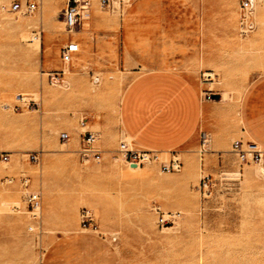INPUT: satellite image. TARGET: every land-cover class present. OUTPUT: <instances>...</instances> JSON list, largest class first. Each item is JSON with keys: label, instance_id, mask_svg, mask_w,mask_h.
Segmentation results:
<instances>
[{"label": "rangeland", "instance_id": "rangeland-1", "mask_svg": "<svg viewBox=\"0 0 264 264\" xmlns=\"http://www.w3.org/2000/svg\"><path fill=\"white\" fill-rule=\"evenodd\" d=\"M87 1L89 19L74 31H80L90 49L85 61L74 58L69 64L71 74L60 60L61 49L69 42L60 37L67 33L61 17L67 0H0V19L36 22L25 30L12 27L0 32V98L12 93L7 107H0V152H8L10 159L12 150H19L23 166L9 174L8 161L0 157V195L18 194L9 211H0V264H264V176L259 172L264 153L259 164H239L231 152L233 141L251 142L241 130L239 105L253 79L264 72L262 19L249 14L253 29L243 35L240 0H110L109 8L101 6L100 0ZM14 2L21 4L19 12L9 11ZM32 2L36 10L26 13L25 5ZM257 6H264V0ZM127 7L128 45L138 49L147 45L156 50L165 41L188 42V32L174 31L169 24L193 18L201 46L196 48L197 60L186 61L182 71L195 77L205 99L207 93L220 95L219 100L209 99L218 121L214 131L207 132L208 143L174 150L183 163L179 172L161 171L158 161L145 163L142 171L133 173L125 169L127 164L117 153L119 142L129 143L119 115L122 93L136 75L148 69L133 62L138 73L128 68L127 74L120 66V19ZM41 13L44 20H40ZM25 33L40 40L36 56L29 50L33 41L20 40ZM54 51L58 65L47 66ZM59 71L63 82L52 85L46 73ZM25 74L31 82L27 88L22 87ZM92 88L95 93L90 92ZM46 92L49 96L41 99ZM21 96L24 102L18 100ZM15 105L20 108L13 109ZM23 114L34 124L24 128L8 123ZM74 128L78 141L71 151L63 143ZM85 131L97 134L100 162L79 159ZM36 151L40 152L37 164L27 159ZM170 153L158 155L159 160L167 162ZM113 165L122 167L119 174L109 171ZM147 167L153 168L150 175L145 173ZM201 168L205 173L200 175ZM245 169L258 171L255 180L233 176ZM22 178L29 180L26 187ZM29 191L41 193V206L50 204L47 223L41 207L38 224L32 220L24 201ZM78 195L83 202L67 225L63 207ZM141 201L146 204L144 212L136 207ZM83 208L92 211L96 230L80 226ZM155 208L177 217L161 226Z\"/></svg>", "mask_w": 264, "mask_h": 264}, {"label": "crops", "instance_id": "crops-1", "mask_svg": "<svg viewBox=\"0 0 264 264\" xmlns=\"http://www.w3.org/2000/svg\"><path fill=\"white\" fill-rule=\"evenodd\" d=\"M88 19L89 14L85 20ZM191 19L175 20L169 24L174 31L188 32V42L165 41L162 45L158 44L156 50H149L147 45L145 48L142 46L143 49L128 45V7L120 19L123 38L122 44L118 46L121 68L127 74L128 68L132 73H138L137 67L132 66L133 62L148 68L126 85L119 106L123 134L135 148L160 153L190 150L200 143L202 134L209 136L207 132L215 129L213 124L218 121L216 109L209 99L204 98L205 93L195 77L182 71L186 61L197 60L196 48L201 46L195 38L197 23ZM114 23L118 25L116 20ZM163 27L165 29V24ZM81 36L80 31L60 35L77 44L73 59L77 58L80 63L85 61L90 49V44ZM80 41L83 43L82 49ZM172 46L173 49L169 50ZM70 63L64 65L72 74L68 67ZM46 64L57 67L55 51ZM71 74H68V78ZM210 74L207 73V76L210 77ZM239 121L243 135L264 149V72L257 75L244 92L239 105ZM74 129L63 143L69 150H75L77 146V129ZM229 134L226 132L225 137L228 138Z\"/></svg>", "mask_w": 264, "mask_h": 264}, {"label": "built area", "instance_id": "built-area-1", "mask_svg": "<svg viewBox=\"0 0 264 264\" xmlns=\"http://www.w3.org/2000/svg\"><path fill=\"white\" fill-rule=\"evenodd\" d=\"M101 6L106 8L110 7V0H100ZM255 0H240L239 12H240V29L241 34H246L252 31L253 26L251 24L250 18L247 16L248 12L253 8ZM37 4L35 2L28 3L25 5L24 11L26 13H32L36 10ZM5 7H1L4 10ZM22 9L19 2H14L10 5L9 11L18 12ZM89 3L87 0H67L65 8L61 12L62 22L67 30L74 29L77 25H80L83 20H85V15L89 12ZM77 50V44L73 42H68L60 52V60L63 64H68L73 59V54ZM47 79L52 85L62 83V72H49L47 74ZM207 99H210V93H207ZM22 96L19 98L21 99ZM23 101L24 100H20ZM33 105H36L33 103ZM19 105H15L13 109H19ZM97 136L94 132L85 131L81 134L80 138V148L78 151L79 159L82 162L87 161H101V150L96 146ZM208 135H201V147L208 143ZM158 152L154 150H142L130 146L126 141H121L118 144L117 153L123 158L126 164L131 166H143L148 162H158L161 171L163 172H179L183 166L182 161L178 158V155L174 151H170L171 157L167 162L160 161L158 158ZM231 152L237 158L239 164H246L256 162L259 163L262 159L263 151L254 142L243 143L240 140H235L231 143ZM8 152H0V157L6 162L9 159ZM40 152H31L27 155L29 162L37 164L39 162ZM29 180L27 178L21 179V184L23 186L28 185ZM41 193L39 191H29L24 196V201L26 208L31 215L34 222H38V216L36 211H38L41 205ZM157 213V224L164 225L170 224L177 217L176 215H165L157 208H155ZM80 226L87 230H96V220L91 210L87 208L81 209L80 212ZM30 231H33L30 230Z\"/></svg>", "mask_w": 264, "mask_h": 264}, {"label": "bare ground", "instance_id": "bare-ground-1", "mask_svg": "<svg viewBox=\"0 0 264 264\" xmlns=\"http://www.w3.org/2000/svg\"><path fill=\"white\" fill-rule=\"evenodd\" d=\"M260 1V0H255V4L253 6V8L248 12V15H255V16H258L259 18L262 19V31H264V6H257V2ZM3 7V6H2ZM19 12V11H18ZM247 15V16H248ZM86 18V15L85 17ZM45 17L44 15H42L41 13V16H40V20H44ZM61 24L62 22L59 21ZM232 23L234 24L235 23V14L232 15ZM252 23V22H251ZM36 22L32 19H25V18H18V19H12V18H6V17H1L0 19V32L3 30V29H6V28H12V27H15V28H21V29H24L30 25H35ZM253 25V23H252ZM235 27V26H234ZM67 30V29H66ZM75 29H71V30H67V32H72L74 31ZM23 40V41H28V40H31L33 41V43L31 44L29 50L31 51V53L36 56L37 53H38V45L40 43V40L37 36L35 35H27L26 33L24 35H22L20 37V40ZM21 42V41H20ZM45 49H44V56L45 58H47V54L49 52V45H48V40H46L45 42ZM28 56V55H27ZM46 62V60H45ZM48 65V64H47ZM48 73H46L47 75ZM30 75V74H29ZM63 82V81H62ZM93 82L94 83H97L98 82V78L95 77L93 79ZM61 84V83H60ZM60 84H56V85H60ZM31 85V82H30V79H29V76L27 74L24 75V81H23V84H22V87L24 88H27V87H30ZM90 92L91 93H95L94 89H90ZM54 95V94H53ZM49 96L48 92L44 93L43 96L40 95V98L41 99H46L47 97ZM22 100H24V98L22 97L21 98ZM21 99H18L19 101ZM8 100H12V93H10L9 95H7V98L5 97H1L0 98V107L1 108H6L7 105H8ZM43 113V112H42ZM8 123L14 125V126H20V127H27V126H30V125H33L34 124V120L32 121H29L28 118L26 117V115H20L19 117H16V118H13L10 120V122L8 121ZM43 126L46 127L47 125V122H44V118H43ZM86 128H82V130H84ZM36 131V130H35ZM95 133V132H94ZM96 134V133H95ZM97 136V134H96ZM68 138V137H67ZM67 138L65 139V141L67 140ZM11 145H14L15 144V140H11L10 141ZM128 143V142H127ZM63 146V145H62ZM259 147V146H258ZM260 148V147H259ZM261 149V148H260ZM262 150V149H261ZM41 151H44L43 149H41ZM73 151V150H71ZM263 151V150H262ZM12 155L10 157V159L8 160V162H6V164H8V167H7V172L10 174H14V173H17L19 171L22 170L23 166H22V161L20 160V155H19V150H12ZM264 153V151H263ZM159 156H166V152L165 153H158ZM25 155H23L24 157ZM158 156V158H159ZM263 161V157L261 159V161L259 163H261ZM111 163V162H110ZM258 163V164H259ZM113 164V163H112ZM200 167V166H198ZM121 168L120 166L118 165H113L111 167V169L109 170L110 172L112 173H117L119 174L120 171H121ZM191 167L190 166H186V169H190ZM126 170H129L130 172H133V173H137V172H140L142 171V167H139V166H136V165H129L127 164ZM153 171V168L152 167H147V170H146V174L147 175H150ZM41 172V171H40ZM259 172L264 176V167L262 166V168H260ZM35 172H31V174H33ZM205 173V169L201 168L200 169V172L199 174H204ZM258 173V171L255 170V173L250 171L249 169H245L243 172H234L233 173V176H236V177H239V176H244V179L245 180H255V177H256V174ZM40 175V174H39ZM170 179V178H169ZM157 184H159V182H157ZM9 191V190H8ZM6 192V191H5ZM14 192V191H12ZM18 199V194L17 193H9L8 195L6 196H2V193L0 195V211H9L8 210V206L9 204L14 201H16ZM83 202V197L78 195L76 197H74L73 199H71L67 204L66 206H64V215H63V219H64V223L67 224V225H70V218L72 217V215H77V210H78V206L80 205V203ZM42 203V202H41ZM19 204V203H18ZM13 205V204H12ZM145 203L143 201L139 202L137 204V208L140 209V211L144 212V208H145ZM14 206V205H13ZM10 207V206H9ZM41 212L44 216V219L46 221V223L48 222V219H50V216H51V208H50V204L48 203H44L43 206H41ZM40 207L38 209V211H36V214L38 216V222L40 221ZM43 207V208H42ZM11 208V207H10ZM11 212V211H10ZM13 220L15 221L14 223L18 222L19 221V217L17 218H13ZM38 222H35L36 224H38ZM33 227H29V230H32ZM165 229H169V227H166ZM66 233V231H65ZM201 258H199L200 260Z\"/></svg>", "mask_w": 264, "mask_h": 264}, {"label": "water", "instance_id": "water-1", "mask_svg": "<svg viewBox=\"0 0 264 264\" xmlns=\"http://www.w3.org/2000/svg\"><path fill=\"white\" fill-rule=\"evenodd\" d=\"M210 98L211 99H215V100H219L220 99V95L219 94H211Z\"/></svg>", "mask_w": 264, "mask_h": 264}]
</instances>
